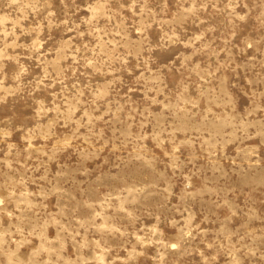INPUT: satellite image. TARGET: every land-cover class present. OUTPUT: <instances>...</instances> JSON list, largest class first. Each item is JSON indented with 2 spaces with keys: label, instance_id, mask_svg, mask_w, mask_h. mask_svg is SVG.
<instances>
[{
  "label": "rangeland",
  "instance_id": "374dc122",
  "mask_svg": "<svg viewBox=\"0 0 264 264\" xmlns=\"http://www.w3.org/2000/svg\"><path fill=\"white\" fill-rule=\"evenodd\" d=\"M0 264H264V0H0Z\"/></svg>",
  "mask_w": 264,
  "mask_h": 264
}]
</instances>
